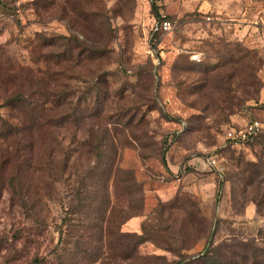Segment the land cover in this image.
<instances>
[{
  "label": "rangeland",
  "instance_id": "374dc122",
  "mask_svg": "<svg viewBox=\"0 0 264 264\" xmlns=\"http://www.w3.org/2000/svg\"><path fill=\"white\" fill-rule=\"evenodd\" d=\"M91 235L102 264H264V0H0V264Z\"/></svg>",
  "mask_w": 264,
  "mask_h": 264
},
{
  "label": "trees",
  "instance_id": "16d2710c",
  "mask_svg": "<svg viewBox=\"0 0 264 264\" xmlns=\"http://www.w3.org/2000/svg\"><path fill=\"white\" fill-rule=\"evenodd\" d=\"M155 7V6H154ZM163 18H167V19H169V17L168 16H165V15H162V16H158V20H161V19H163ZM154 34L155 33H161V32H158V31H156V32H153ZM19 75H22L23 77H28V71H23L22 69H21V73L19 72L18 73ZM23 98L24 97H21L20 95L19 96H17L15 99L17 100V101H23ZM34 103V102H33ZM32 103V104H33ZM37 104H34L33 105V107H32V110L34 111V108H35V106H36ZM37 107V106H36ZM40 110H39V108H38V110H37V112L36 113H38ZM33 112L31 113H28V116H29V123H30V127H36V126H38V122H37V120H36V117H35V115L33 114ZM3 121H5V120H3ZM18 123V122H17ZM19 123H22V120H21V122L19 121ZM23 123H25L24 121H23ZM2 125V128L5 130V132H10L11 133V131L13 132V133H17L18 131H19V129H22V128H20L16 123L15 124H13L12 122H10L9 120H7V122H5V123H2L1 124ZM261 133V132H260ZM259 133V134H260ZM258 134V135H259ZM257 135V136H258ZM257 136H255V138H257ZM254 138V139H255ZM253 139V140H254ZM247 143V142H246ZM11 150H12V154L10 155L11 156V158H13V164H15V158H14V156H16L17 157V160H18V149H17V147H12L11 148ZM17 160H16V162H17ZM26 160H22V164H24V162H25ZM39 161V160H38ZM11 162V159H10V157L7 159V163H10ZM60 171L61 172H65L68 168H69V166H70V159H65V160H61L60 162ZM20 164V163H19ZM7 164H6V162H5V166H6ZM37 165L38 164H34L33 165V170H32V172L33 173H35V174H40V172H41V167H37ZM14 170V169H13ZM13 170H11L10 172H12ZM21 173V170L20 169H18L17 167H16V165H15V171H14V173L10 176V177H8V182H14V180L16 179V177H18V175ZM21 207L22 208H24V204H22L21 205ZM84 218L83 219H79V218H77V219H75V224H77V226H81V224H84ZM61 224L63 225V226H68V225H70V221L69 220H67L65 217L61 220ZM85 224H88V223H85ZM103 236V235H102ZM89 238H90V241L88 242V244H86V245H82V246H78V244H77V249H79V252L80 253H83V255L81 256V257H79V258H76L75 259V261L74 262H71L70 264H78L80 261H85L86 263H88V264H94V263H98V264H102V258H101V255H99V251H100V249H103V247L105 246V243L103 244V243H101L100 241L103 239H100V241H97V240H92V235L91 236H88ZM92 241H94L95 243H97V244H93L92 243ZM103 241V240H102ZM76 243V242H75ZM100 243V244H99ZM139 243V242H138ZM137 244V243H136ZM57 245H58V243H57ZM59 245H60V239H59ZM106 245L109 247L110 246V242H107L106 243ZM132 245V240H130V239H128L127 237H124L123 238V240L121 239V243L119 244V246L122 248V249H128L129 250V252H128V254L125 256V257H123V258H130V257H132L133 256V251H135V249H133V247L131 246ZM56 248H58L57 246H56ZM56 248H55V250H56ZM120 248V249H121ZM55 250H54V253H55ZM62 259V258H61ZM47 260L48 259H46V257H44V258H38V257H35V258H33V260L32 261H34L35 262V264H46L47 263ZM182 263V261L180 260V261H178L177 262V264H181ZM59 264H66L64 261L62 262V261H60L59 262Z\"/></svg>",
  "mask_w": 264,
  "mask_h": 264
},
{
  "label": "built area",
  "instance_id": "2783aa9c",
  "mask_svg": "<svg viewBox=\"0 0 264 264\" xmlns=\"http://www.w3.org/2000/svg\"><path fill=\"white\" fill-rule=\"evenodd\" d=\"M171 29V21L167 18L158 20L153 27V32L165 33ZM262 131V125L259 120H250L240 128L227 129L224 132L225 139L232 145L238 146L246 142L252 141ZM206 162L210 167L217 168L219 162L216 158H206ZM222 169V168H219Z\"/></svg>",
  "mask_w": 264,
  "mask_h": 264
}]
</instances>
